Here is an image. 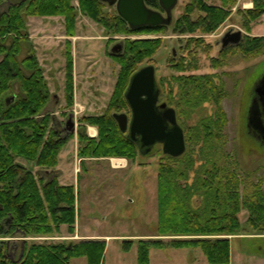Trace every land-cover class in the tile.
I'll return each mask as SVG.
<instances>
[{"label":"trees","instance_id":"16d2710c","mask_svg":"<svg viewBox=\"0 0 264 264\" xmlns=\"http://www.w3.org/2000/svg\"><path fill=\"white\" fill-rule=\"evenodd\" d=\"M145 1L151 7H161L159 0ZM237 1L221 0L220 5H210L203 0H187L173 30L192 35L211 33L231 16ZM251 1V8L237 7L241 24L248 31L251 30V22L264 15V0ZM79 4L81 13L95 20L108 35L167 31L168 24L132 28L120 15L106 14L101 0H79ZM36 7L37 10L26 11V14L62 16L66 35L74 36L78 10L72 0H41ZM22 12L18 4L10 7L8 12H0V236L19 232L24 237L15 258L8 254L14 251V245L0 240V264H70L76 257H85L87 264H103L105 240L26 244V236L56 235L60 233L61 225H66L70 233L74 232L76 189L73 185H61L58 174H53L57 170L61 149L74 138L75 131L59 130L53 116L45 112L51 96L50 88ZM199 41L202 42L203 38L190 36L187 39L189 44ZM160 47V38H126L121 42V50L111 53V57L120 64L118 78L106 111L99 115H83L79 120V157L110 156L133 160L141 154L126 132L120 130L113 114L129 110L124 93L130 77ZM236 47L247 57L259 54L264 49V35H246ZM227 52L225 47L213 57L212 65L224 64ZM22 53H25L23 57ZM65 57L64 91L66 105L70 107L74 103L75 89L71 40L66 41ZM187 64L182 60L175 68L178 71L197 68L196 64ZM177 81L178 95L176 97L170 92L168 104L175 109L178 120L197 110L204 102L215 104L213 114L201 117L196 125L187 128L186 143L189 147L199 145L201 151L219 150L227 120L221 106L225 91L210 74L180 75ZM14 83H18L20 94L12 93ZM157 86L160 97V83L157 82ZM88 126L97 128V137L88 135ZM186 154L173 157L163 153L165 156L157 169V232L178 238L172 239L168 245L159 239L138 240L137 264H150L152 247L165 249L167 246L200 247L208 264H230L228 235L239 234L245 229L264 232V190L260 184L242 181L236 172L235 160L221 163L204 161L201 176L190 183L188 171L193 161ZM17 158L34 162L40 170L34 173L17 162ZM180 164L186 166L182 168ZM197 192L202 193L205 199L203 214L193 204L192 199ZM243 209L248 211V228L239 217ZM131 243L132 239L125 240L123 249L129 250Z\"/></svg>","mask_w":264,"mask_h":264},{"label":"rangeland","instance_id":"374dc122","mask_svg":"<svg viewBox=\"0 0 264 264\" xmlns=\"http://www.w3.org/2000/svg\"><path fill=\"white\" fill-rule=\"evenodd\" d=\"M77 1H72L78 10L73 39L66 35L64 17L62 16H30L27 19V29L32 36L30 40L35 46V53L43 68L51 93L45 106V112L53 116L59 130L72 131L69 129L71 125L67 124L71 120L74 124V131H77L80 126L79 120L83 115H99L106 111L120 70V64L111 57L113 47L120 45L126 38H160L161 47L151 59H146L141 63L140 68L149 64L155 66L156 80L160 83L162 90L161 99L170 98V92H173V95L177 97V78L180 75L210 74L225 91L221 106L227 120L222 131L224 135L222 147L219 150L215 148L207 152L201 151L199 145L189 147L186 143V155L193 161V165L188 171L189 182L193 183L201 176L205 166L204 161L215 160L221 163L235 160V169L239 178L242 181L249 180L254 184H260L261 189L264 190V156H261L264 153L261 151L263 148L249 135L246 127L249 92L254 81L264 71V49L259 54L247 57L244 51L238 47L229 46L224 64L213 66L211 62L212 58L218 56L224 49L221 48L220 40L225 32L235 31L241 27L244 30L243 35L247 32L251 35H264V15L252 21L251 30L248 31L241 24V15L237 13V7L251 8L253 2L238 0L232 9L231 16L215 31L208 34H181L173 30L176 20L183 13L187 3V0H178L172 10V18L168 23L167 31L108 35L95 20L81 13ZM104 1L101 0L106 14H118L115 5L110 4L108 0ZM203 1L210 5H220L221 3V0ZM5 9L6 5L1 7V10ZM163 16H166V13L163 12ZM75 36L79 37L75 38ZM190 36L201 37L203 41L189 44L187 39ZM68 40H73L75 76L74 103L70 107L66 105L64 91L65 51ZM24 55L25 53H22L21 57ZM182 60L189 65L196 64L197 68L178 71L175 66ZM12 93L20 94L18 83H14ZM214 110L215 104L207 101L202 103L197 110L190 111L187 116L180 118L178 122L186 134L188 127L196 125L201 117L213 114ZM124 112L130 114V108ZM87 129L88 132L90 131L91 137H97L98 131L95 126H88ZM76 149L77 138L74 136L61 149L57 167L62 171L61 181L76 187L77 207L80 208L82 220L84 217L91 218L92 222L102 229L99 231L107 233H152V237L149 239L162 240L166 245L172 239L178 238L171 235H160L157 232V169L159 161L165 156L161 144L155 145L149 155L139 154L133 160L127 159L129 166L125 168L121 165L113 166L112 160L116 157L111 159L110 156L91 157L84 161H78ZM16 160L32 169L34 173L40 170L34 162L24 158ZM185 166L186 164L181 167ZM76 167H79V174L75 171ZM53 174L59 175L58 170ZM108 186L111 187L112 199L104 195L109 192ZM97 194L101 195L98 200ZM192 200L197 210L202 214L205 213V210L202 209L205 201L202 193L194 194ZM239 217L243 225L247 227L248 211L243 209ZM22 235V233L15 232L0 236V240L10 242L12 245L17 244L18 252L19 245L24 238ZM55 237L50 234L39 236L30 234L25 239L26 244L61 240L58 239L59 236ZM227 237L231 238L230 264H264V232L255 233L250 229H245L239 234ZM115 239L108 241L103 264H137L135 246L129 250L123 249L125 240L129 238ZM138 240L140 239H132L131 246L134 243L137 244ZM13 252L9 251L8 254L15 258L16 252ZM151 252V264H208L200 247L174 248L167 246L165 249L152 247ZM70 264H87V262L85 257H76L71 259Z\"/></svg>","mask_w":264,"mask_h":264},{"label":"water","instance_id":"95a60500","mask_svg":"<svg viewBox=\"0 0 264 264\" xmlns=\"http://www.w3.org/2000/svg\"><path fill=\"white\" fill-rule=\"evenodd\" d=\"M166 16L160 11L150 8L144 0H118L116 2L117 13L132 28L141 26H157L168 24L171 21V13L178 0H159ZM113 3V2H112ZM226 34L223 43L239 40L240 32L234 33V39L227 40ZM121 50V44L113 47L112 52ZM264 95V84L257 90ZM159 88L156 80V68L149 64L139 68L131 77L124 96L130 108V114L126 112L114 113L121 131L126 132L129 140L134 142L141 154H149L157 144L162 145L164 154L178 157L186 150L185 133L179 124L176 111L165 102L159 103ZM69 129L74 130V124L70 120Z\"/></svg>","mask_w":264,"mask_h":264},{"label":"flooded vegetation","instance_id":"af4514ba","mask_svg":"<svg viewBox=\"0 0 264 264\" xmlns=\"http://www.w3.org/2000/svg\"><path fill=\"white\" fill-rule=\"evenodd\" d=\"M117 1L118 0H108V2L112 5H115V7H116ZM102 2H105V1L102 0ZM40 3H41V0H0V12H8L10 7H12L15 4H18L23 9L22 16L24 17V20L26 21V25L28 27L27 19L30 16H34V15H28V14H26V11L28 12V11H32V10H37L36 6ZM145 3H146V1H145ZM77 4H78V6L80 5L79 0L77 1ZM4 5H6V9L1 10V7ZM33 5L35 7H33ZM149 7L152 8L153 10L160 11L162 14H163V12L165 13V10L163 9V7H160V8H155V7H151V6H149ZM116 11H117V7H116ZM38 17H43V16H38ZM44 17H51V16H44ZM141 27H143V26H141ZM236 32H240V35H238V36H240L238 42L232 43L231 41H229V43L224 45L223 37L226 34H228L227 40L234 39V38H236V37H234V33H236ZM243 32H244V30L241 27H239L235 31L229 30V31L225 32L224 35L222 36L221 40H220L221 48L238 45L244 39V37L246 35L250 34L247 32V34L243 35ZM28 33H29V31H28ZM29 38H30V34H29ZM263 84H264V71L260 74V76L252 84V88L249 92L250 93L249 100H248L249 102L247 103V108H246L247 109L246 110L247 132L255 140V142H257L258 145L263 148L261 150L262 152H264V95L262 96L260 93H258L257 90ZM161 102H165L168 106H170L168 104V98L161 99V96H160L159 103H161ZM170 107H172V106H170ZM261 156H264V153ZM13 245L15 247L14 248V253H15L17 251L18 245L17 244H13Z\"/></svg>","mask_w":264,"mask_h":264},{"label":"crops","instance_id":"0c3cea01","mask_svg":"<svg viewBox=\"0 0 264 264\" xmlns=\"http://www.w3.org/2000/svg\"><path fill=\"white\" fill-rule=\"evenodd\" d=\"M32 36H30V39H31ZM76 37H79V36H75ZM70 38V37H68ZM74 37H71V39H73ZM32 41V40H31ZM73 41V40H71ZM35 47V46H34ZM74 55V54H73ZM73 61H74V56H73ZM49 84V83H48ZM74 86H75V76H74ZM75 88V87H74ZM90 131L88 132V135L89 136H92ZM75 137L77 138V131H75ZM77 147H78V142H77ZM76 153H77V149H76ZM59 157V155H58ZM77 160H81V161H84V159H87V158H91V157H82V158H79L78 157V153H77ZM97 158V157H95ZM114 157H112L111 159H113ZM117 159H122L123 161L121 163H123L124 167H128L129 164H128V160L126 158H118L116 157ZM105 159V158H104ZM25 166V165H24ZM36 166V165H35ZM56 169L58 170V181L61 185H73V184H66V183H63L61 181V169L58 168L56 166ZM79 167H76L75 168V171H77V173L79 174L80 171L78 170ZM63 176V174H62ZM75 187V185H73ZM76 189V187H75ZM108 194H104L106 197H108L109 199H112V193H111V187L108 186ZM101 195L100 194H97V200L100 199ZM112 203V202H111ZM87 218L84 217V219L82 220V216H81V213H80V208L77 207V190H76V218H75V225H74V232L73 233H70L67 229V226L66 225H61L60 226V233L56 234L55 238H59L58 239H61V240H72V241H81V240H96V239H99V240H105L106 243L108 244V241L109 240H113V238H116L115 240H124V239H134V240H137V239H149L151 236L150 233H146V232H141V233H107V232H103V231H99V230H102L99 225H97L95 222H92L91 218ZM101 225V224H100ZM100 228V229H99ZM231 239V238H230ZM107 246V245H106ZM135 246V250L137 252V244L134 243L130 249H132L133 247ZM151 250L152 248L150 249V264H151ZM205 264V263H203Z\"/></svg>","mask_w":264,"mask_h":264},{"label":"built area","instance_id":"2783aa9c","mask_svg":"<svg viewBox=\"0 0 264 264\" xmlns=\"http://www.w3.org/2000/svg\"><path fill=\"white\" fill-rule=\"evenodd\" d=\"M78 107H79V109H81V107H80L79 105H78ZM73 110H74V109H73ZM75 112H76V111H75ZM116 159H117V158H114V160H112V163H113V162L115 163V160H116ZM114 163H113V166H120V165H121V166H124L123 163H119V164H118V163L114 164Z\"/></svg>","mask_w":264,"mask_h":264},{"label":"bare ground","instance_id":"6f19581e","mask_svg":"<svg viewBox=\"0 0 264 264\" xmlns=\"http://www.w3.org/2000/svg\"><path fill=\"white\" fill-rule=\"evenodd\" d=\"M120 160V161H119ZM121 161H123L122 159H116L115 163H121Z\"/></svg>","mask_w":264,"mask_h":264}]
</instances>
